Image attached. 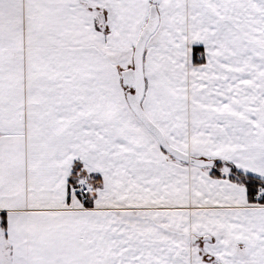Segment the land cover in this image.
Returning a JSON list of instances; mask_svg holds the SVG:
<instances>
[{"label":"snow or ice","instance_id":"6c2138e0","mask_svg":"<svg viewBox=\"0 0 264 264\" xmlns=\"http://www.w3.org/2000/svg\"><path fill=\"white\" fill-rule=\"evenodd\" d=\"M0 264H264V0H0Z\"/></svg>","mask_w":264,"mask_h":264}]
</instances>
